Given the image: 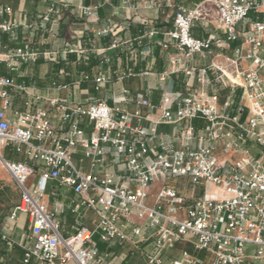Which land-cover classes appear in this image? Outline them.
Returning a JSON list of instances; mask_svg holds the SVG:
<instances>
[{
  "label": "built area",
  "instance_id": "obj_1",
  "mask_svg": "<svg viewBox=\"0 0 264 264\" xmlns=\"http://www.w3.org/2000/svg\"><path fill=\"white\" fill-rule=\"evenodd\" d=\"M155 4L145 0L147 8ZM95 8L81 6L80 11L92 17ZM48 12L59 10L52 4ZM13 14L11 6H0V63L11 72L0 75V166L21 193L12 218L21 212L29 221L30 242L22 245L23 264L33 260L105 264L113 252L100 250L96 236L109 246L138 247L152 239L153 251H142L148 264H167L164 251L183 240H192L195 249L210 253V264L264 261V0H202L192 8L177 7L172 28L165 33L168 39L159 42L164 51L172 47L176 51L170 53L168 67L157 74L158 103L124 89V102L116 106L98 99L44 97L36 92L35 81L19 82L12 73L22 64L36 63L41 52L31 40L19 42L20 23ZM200 22L215 24L225 38L194 36ZM111 32L112 28H103L97 35ZM215 44L223 49L234 44L233 54L214 51ZM111 47H119L118 40ZM64 53L88 58L80 44ZM43 54L59 55L57 51ZM197 54H213L223 61L199 66L193 62ZM151 73L133 69L94 77L83 73L74 84L92 82L99 91L114 80ZM178 73L188 79L183 89L173 90L167 82ZM215 84L229 88L228 94L222 97L210 91ZM53 87L66 91L69 84L53 83ZM15 96L24 99L23 108L16 106ZM41 101L55 109L59 125L49 109L35 105ZM132 103L149 108V114L140 108L129 110ZM85 120L92 125L90 132L83 126ZM161 125H172L175 131L161 132ZM7 147L39 165L6 158ZM78 149L90 162L87 172L73 160ZM110 167H121L123 172L115 175ZM178 177L190 183L186 194L166 182ZM50 182L75 192L78 198L72 200V210L84 206L92 210L94 227L80 226L69 237L62 235L58 210L48 207ZM158 183L161 186L156 188ZM135 215L145 218L150 232L133 221ZM0 240L14 245L6 232L0 231ZM170 264L207 263L182 250Z\"/></svg>",
  "mask_w": 264,
  "mask_h": 264
},
{
  "label": "crops",
  "instance_id": "obj_2",
  "mask_svg": "<svg viewBox=\"0 0 264 264\" xmlns=\"http://www.w3.org/2000/svg\"><path fill=\"white\" fill-rule=\"evenodd\" d=\"M155 1L154 7L147 8L145 0H0V6L7 5L13 8L12 18L20 23L19 42L23 39L31 40L33 46L41 52V57L36 63L22 64L19 70L13 72L12 75L19 82H25L28 85H32L35 81L37 83L36 92L44 97L69 96L75 101L82 102L98 99L106 101L110 106H116L123 104L125 96L123 91L128 89L133 96L150 97L154 103H158L161 91L158 89L157 74L168 67L170 53L176 51L173 47L170 51H164L159 42L168 39L165 33L172 28L177 7L192 8L202 0ZM52 4L58 8V14L48 12ZM81 6L96 7L95 15L84 16L80 11ZM251 19H256V15H252ZM26 24L29 27H25ZM103 28H112V32L98 36L97 31ZM51 31L55 33L52 34ZM152 31H154L153 35L150 34ZM193 35L196 37L214 35L219 40L225 38L223 31L215 24L203 22L193 29ZM115 39L119 42L117 48L111 47ZM77 44L87 50V59H80L75 53H64L69 46ZM231 48L223 49L216 44L213 45L214 51L224 52L227 55L233 54ZM46 51H57L59 55L52 58L43 54ZM213 60L223 61V57L214 58L213 54L202 57L197 54L193 62L199 66H205ZM187 63L191 64L190 61ZM126 69L149 70L152 73L149 76H135L122 81L114 80L104 84L99 91L95 90L92 82L74 84L83 73H89L94 77L99 74L122 72ZM6 74L10 75L11 72L0 63V75ZM187 79L184 73H178L168 80L167 85L173 90H181ZM190 81L198 86L196 79ZM53 83L69 84V88L66 91L58 90L53 87ZM210 91H217L221 96H226L229 88L215 84L210 87ZM23 101L24 99L20 96H15L16 106L23 108ZM35 105L49 109L52 121L57 125L60 124L55 109L46 101L35 103ZM138 108L145 114L150 112L149 108L139 107L136 103L128 106L131 111ZM143 124L149 126L150 122L144 121ZM83 126L88 132L92 129V125L86 120ZM159 130L172 133L175 127L161 125ZM13 159L33 166L39 165L23 154ZM73 160L83 171H89L90 162L83 157L81 149L73 155ZM109 171L115 175L123 172L121 167H110ZM160 186V183L155 185L156 188ZM176 188L182 194L188 192L180 187ZM48 189V207L51 211L58 210L61 232L64 237L72 235L80 226L94 227L96 215L92 210L85 206L77 212L72 210L71 202L78 198L73 190L55 182H50ZM20 199L21 193L18 186L10 174L0 166V231L8 233L14 244L9 247L3 240H0V264H23L22 245L30 242L31 232L27 215L19 212L15 218H12L13 210L20 203ZM132 219L143 227L145 233L150 232L145 218H138L135 215ZM95 239L100 250L113 252V255L106 259L105 264H137L133 259L137 254L141 257L142 264H148L142 251L151 253L154 249L152 239L140 243L138 247L129 244L109 246L101 242L98 236ZM182 250H188L193 256L204 260L207 264L211 262V254L202 256L200 250L195 249L192 240H183L174 247L168 248L163 254L164 261L170 264L180 257ZM30 264H38V262L33 260Z\"/></svg>",
  "mask_w": 264,
  "mask_h": 264
},
{
  "label": "rangeland",
  "instance_id": "obj_3",
  "mask_svg": "<svg viewBox=\"0 0 264 264\" xmlns=\"http://www.w3.org/2000/svg\"><path fill=\"white\" fill-rule=\"evenodd\" d=\"M254 16V14H251V16ZM225 95H223L222 97H224ZM4 155L6 158H9V159H13L20 155L18 153H16L14 151L13 148L11 147H7L5 150H4ZM166 182L168 184H171V185H174L176 187H180L181 189H185L186 191H189L191 186H190V183H188V180L187 178H184V177H178V178H168L166 180ZM47 192H49V189L47 190ZM200 254L202 256H205V254L208 255V253H206L205 251H200ZM133 259L136 261V263L138 264H142L143 261L141 259V257L137 254L136 256L133 257ZM250 264H264V261H260V260H255V261H251Z\"/></svg>",
  "mask_w": 264,
  "mask_h": 264
}]
</instances>
